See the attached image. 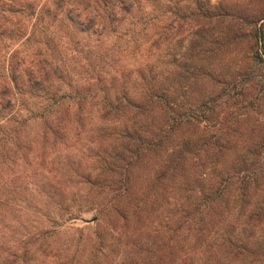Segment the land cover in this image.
<instances>
[{"label":"rangeland","instance_id":"374dc122","mask_svg":"<svg viewBox=\"0 0 264 264\" xmlns=\"http://www.w3.org/2000/svg\"><path fill=\"white\" fill-rule=\"evenodd\" d=\"M205 1L238 6L241 15L259 9L256 0ZM178 7L190 16L188 1ZM167 11L165 19L157 13L160 22L149 26L146 38L137 37V46L131 41L129 50L124 45L122 53H113V43L105 41L99 56L107 60L108 78L117 80L127 66L139 67L146 60L157 66L168 62L158 86L174 110L194 114L191 124L174 141L162 140L163 147L143 151L136 163V156L124 154L131 165L123 171L128 180L120 183L119 177L105 172L93 150L98 145L110 152L107 147L118 146L120 138L113 130L125 124L113 127V120L102 127L99 108L92 104L84 105L79 121L75 88L81 86L75 82L68 91L72 100L70 116L61 126L64 136L46 143L29 139L0 157V264H264V60L257 57L264 59V21L251 32L245 28L242 41L223 44L224 27L200 32L192 29L189 19L180 21ZM157 26L167 27L170 37L158 48ZM124 28L132 32L137 27ZM27 37H16L3 47L0 63L8 64L16 51L30 54L33 47L25 44ZM73 58L69 52L55 54L54 62L63 60L70 81H80L90 72L89 61L77 63ZM173 60L178 62L169 64ZM112 61H118L114 71L107 67ZM253 78L258 86L243 92ZM163 120L150 116L147 130L156 132ZM97 126L105 137L98 135ZM39 130L41 124L31 121L24 132L32 138ZM184 141L190 145L186 166L173 180L172 144ZM125 189L132 195L121 197L119 190ZM43 229L47 237L37 242L33 237Z\"/></svg>","mask_w":264,"mask_h":264},{"label":"trees","instance_id":"16d2710c","mask_svg":"<svg viewBox=\"0 0 264 264\" xmlns=\"http://www.w3.org/2000/svg\"><path fill=\"white\" fill-rule=\"evenodd\" d=\"M187 1L191 4V14L186 18L184 8L179 9L178 6ZM256 1L259 4L258 10L241 15L238 6L228 8L212 6L205 0H176L175 4L172 0H0V61L4 58L2 48L11 46L16 37L28 36L25 44L27 43L28 48L33 47V50L31 48L29 51L30 54L28 50L16 51L10 57L8 64L6 61L0 63V123L2 124L0 157L11 152L7 148L23 146L29 139H32V142L42 139L43 143H46L50 138H62L64 127L61 126H64V120L68 119L71 110L68 102L72 97L69 96L68 91L73 90L76 82L81 86V88L74 87L80 97L77 103L80 111L77 116L79 121H82L80 116L85 110L84 105L92 104V108H99L96 112L102 116L100 117L102 127L108 122L111 125L113 120V127H117L119 123L125 124L120 125L119 130H113L120 138L118 146L107 147V150H110L107 152L101 151L105 147L97 145L93 151L96 152L95 158L100 160L105 172L108 171L113 177H119L120 183L127 181L128 178L124 179L123 171L126 170L125 165L130 166L131 163H126L124 154L136 156L133 162H138L143 151H154L163 147L162 140L174 141L179 137L181 129L191 124L189 119L194 117V114L183 111L182 108L174 110L170 101H167L164 89L158 86V77L164 76L166 67H169L168 62L167 65L162 62L161 66H157L154 61L146 60L139 67L127 66L123 70L121 80L115 77L108 78L111 73L105 71L107 60L99 56L100 46L105 41H110L113 43L111 48L113 53H122L121 48L124 45L127 46L126 50H129L131 41L137 46V42L148 35L149 26L156 21L160 22L156 17L157 13H162L161 18L165 19L168 9L169 14L172 17L178 16L180 21L189 19L193 30L203 32L224 27L227 34L224 33L225 35L220 39L223 44L239 42L245 38L243 33L245 28L246 31L251 32L253 26L264 21V0ZM142 11L144 15L140 18ZM140 24L142 28L137 32ZM126 25L137 28L131 32L130 28H124ZM161 27L157 26L159 32L154 35L157 36L155 42L157 48L170 39L167 27ZM182 28L183 24L180 23L177 27L178 33ZM193 37L197 38L196 35ZM152 38L153 36L146 41ZM254 38H258L257 33ZM50 50L51 53L48 54ZM65 52L71 53L77 63L89 61L90 72L85 71L86 78L70 81L64 61H60L62 64L54 62L55 54L61 56ZM150 56L151 51L148 52L147 59H150ZM257 57L264 60L260 55ZM160 59L157 62H160ZM177 62L178 60H173L169 64L175 65ZM117 64L118 61L115 64L112 61L107 67L114 71V66ZM160 67H163V70L158 73L157 69ZM256 79H251V84L243 92L249 91L250 87L258 86ZM83 81L84 84H79ZM117 81L122 82L120 87L116 86ZM139 89L144 91L139 94ZM109 91L113 96H110ZM80 92H87L88 95ZM86 96L89 97V101L85 99ZM96 99L99 103H96ZM170 109L174 110L172 113H177L175 117L172 113L168 114ZM155 114L164 117V120L160 127L156 128L158 129L156 132H149L147 120ZM111 115L115 119L111 118ZM140 118L146 120L141 121ZM31 121L34 125L40 123L42 127V130L32 138L30 134L24 132ZM96 130L99 136H106L100 126H97ZM150 137L156 139L151 140ZM189 148L190 145L186 141L179 142L175 146L172 144L169 159L172 168L171 179L181 177L178 173L185 169ZM119 191L123 198L132 195L128 189ZM47 234L48 232L43 229L33 238H37V242L42 241L46 239Z\"/></svg>","mask_w":264,"mask_h":264}]
</instances>
